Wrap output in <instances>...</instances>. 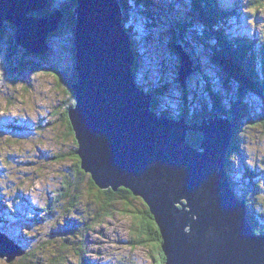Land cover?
Segmentation results:
<instances>
[{"label":"water","instance_id":"95a60500","mask_svg":"<svg viewBox=\"0 0 264 264\" xmlns=\"http://www.w3.org/2000/svg\"><path fill=\"white\" fill-rule=\"evenodd\" d=\"M50 0H0V30L14 27V42L46 54L62 8ZM76 79L67 110L81 169L101 189L124 187L141 197L162 239L165 264H264V233L248 220L228 174L232 122L214 112L199 122L159 114L137 82L131 34L118 0H73ZM47 9V10H46ZM44 12L42 15H35ZM177 79L185 87L193 62L180 46ZM199 131L198 145L188 139ZM0 231V256L13 254Z\"/></svg>","mask_w":264,"mask_h":264},{"label":"rangeland","instance_id":"374dc122","mask_svg":"<svg viewBox=\"0 0 264 264\" xmlns=\"http://www.w3.org/2000/svg\"><path fill=\"white\" fill-rule=\"evenodd\" d=\"M69 1L52 0L48 10L52 12L58 8V4ZM237 1L245 5L243 0H225V3L234 5L235 2L236 5ZM154 6L142 12L136 11L125 22L122 21L125 27L131 29L137 53L134 68L136 80L147 91L158 90L155 99L159 109L172 108L177 114L172 109L170 111L175 115L185 111L192 114L195 109L201 111L200 99L206 98L202 91L204 83L207 84L205 74L217 89L226 93L217 77L218 68L209 62L210 51L205 44H198L196 36L199 33L190 34L189 28L184 31L188 43L191 46L195 44L193 56L202 69V72L194 70L187 76L184 87L177 79L180 63L177 51L176 54L168 52L165 57L164 51L170 49L167 43L162 45L159 40L170 39V32L174 29L172 22H178L177 12L179 16H188L190 0H163L162 5ZM255 7L252 5L248 8L249 16L245 13L241 16L244 25L239 21L240 28L245 32L251 30V35L258 40V48H262L264 0L259 2V7ZM145 10H149L153 17H145ZM65 29L60 21L59 27L49 34L47 44L52 52L48 50L47 56L31 53L15 45L11 41L9 27L1 29L0 229L20 238L21 246L28 251L27 244L35 240V236L38 237V243L43 239V246L48 244L44 238L49 233L52 240L57 238V241H62L66 236L73 249L68 247L62 259H54L57 256L52 252L41 261L39 257L43 249L31 250L34 255L39 253L38 258L31 260L38 259L41 264H165L162 254L151 250L150 246L131 244L130 240L137 236L130 231L132 219L123 211L125 205L121 201L115 202L110 215H102L93 221L94 198L89 191V177L92 178L86 172V175L76 172L78 167L81 169L80 158H74L71 153L74 149L76 151L77 143L68 130L71 123L64 116L70 107L67 104L70 103V92L57 80V74L50 71L51 68L63 76L71 74L69 56L70 51L75 54V46L74 43L69 45L66 40L68 33ZM178 44L182 45L181 41ZM212 81L209 82L212 84ZM230 94L233 95L231 91ZM236 119L238 126L234 145L228 151L231 176L239 191L243 192V188L251 181L245 170L252 172V180L257 187L255 193L248 190L246 194L253 208L254 220L264 224V122L260 117L252 118L248 113L237 115ZM77 183L79 189L75 190ZM70 193L77 198H70ZM143 202L141 197L131 199V208H141ZM12 242L16 246L12 250L13 254L24 251L16 242ZM34 248L35 244H31L30 249ZM24 254L16 255L12 261L8 260L12 254L0 256V264H33L30 259H24Z\"/></svg>","mask_w":264,"mask_h":264},{"label":"trees","instance_id":"16d2710c","mask_svg":"<svg viewBox=\"0 0 264 264\" xmlns=\"http://www.w3.org/2000/svg\"><path fill=\"white\" fill-rule=\"evenodd\" d=\"M52 0L49 1V3ZM263 0H243L245 5L239 6L238 4L234 5L231 8V5L225 3V0H190V11L188 16H179L178 12L176 13L177 21H173V31L170 32V39L160 38V42L162 45L167 43L170 51H164L165 57H167L168 52L175 53L177 50L178 42L181 41L182 48L186 51L192 62L194 70H198L197 72H202V69L199 66L198 60L194 58L193 52L195 53L194 46H191L188 41L185 39V30L190 29V34L193 32L194 34L199 33L197 35L198 44H205L207 50L210 51V60L209 62L215 64L218 68V78L220 81L223 90L225 89L226 93H223L222 89H217L215 87L214 82L209 79V76L205 74L204 83V91L205 100L200 99V103L202 105V110L195 109L192 114L189 111H181L183 113H178L179 115H175V113H171L170 109L167 108L159 109L156 99L155 92H151L153 99L151 101V106L154 110H156L159 114L165 113L171 118H181L184 117L189 123L191 122H199L204 116H211L214 112H216L219 116H226L232 122V141L231 147L234 145L235 139V129L238 126L236 116L237 115H246L248 113L252 118L260 117L262 122H264V47L258 48V40L251 35V30L244 31L240 28L239 17L245 13L246 16H249L248 8L252 5H256L255 8L259 7V2ZM122 12H123V21L130 17L131 14L136 11H144V9H148L151 6L157 7L160 3L163 4V0H118ZM75 5L73 0L69 2L58 4V8H62L63 18L61 20V26L64 24L67 29L66 33H68V43L73 45V29H74V13L72 11V7ZM126 8V9H125ZM146 11V10H145ZM239 12V13H238ZM145 17H153V14L147 10L143 13ZM39 15H41L39 13ZM250 19V18H248ZM126 29L131 34V44L133 46L134 51V42L132 40L131 29L126 26ZM2 32H0V35ZM11 41H14V35L11 38ZM256 41V42H255ZM14 43V42H13ZM211 48V49H210ZM176 54V53H175ZM46 55V54H45ZM136 58L137 53L135 52ZM167 55V56H166ZM47 56V55H46ZM10 60V56L8 55ZM177 58H179L177 56ZM75 61V54H73V63ZM179 62V59H178ZM136 61L134 62L135 68ZM52 74H57V80H60L65 85V89L67 90V86H69L70 94L73 97L71 83L76 79V68L73 64V72L71 76H63L57 70L55 72L50 68ZM135 73V72H134ZM63 76V77H62ZM213 79V78H212ZM212 81V84L209 82ZM67 83V84H65ZM214 84V85H213ZM67 85V86H66ZM148 90V89H147ZM230 91L233 95L230 94ZM230 94V95H229ZM249 97V98H248ZM251 97V98H250ZM187 104V97L184 98ZM255 101V102H254ZM69 102L67 104L73 105L74 100L71 101L69 98ZM257 102V103H256ZM261 105V106H260ZM68 109V108H67ZM67 109L65 111V118L68 119ZM177 114V113H176ZM262 124V123H261ZM264 125V123H263ZM68 126L69 122H68ZM71 129V130H70ZM70 134L74 135V132L71 126L68 129ZM202 134L199 131H189L188 139L193 145H198ZM76 140V139H75ZM77 146V145H76ZM74 158L78 157L75 153V149L71 153ZM227 162H228V172L229 178L232 183V187L239 198L246 199L247 210H248V220L251 225L254 227V230L257 233H264V224H258L256 220L253 218V208L249 203V198L247 197L246 191H252L255 193L256 184L252 180V172L250 170H245L247 174H249L251 181L247 183L245 188H243V192L239 191L238 187L235 185V180L232 178V171L230 170L228 153H227ZM79 163V161H78ZM77 174H85L79 167L76 170ZM89 177V174H87ZM77 182V181H76ZM79 183L75 185V190L79 189ZM67 187V186H65ZM89 191L90 195L93 196V209H94V218L93 221H96L102 215H110L113 212L114 204L117 201H121L124 203L125 211L132 219V225L130 226V231L136 235L137 237L134 240H130L131 244L136 246H150V249L155 250V252H159L162 254L163 260L165 257L163 255L161 244L162 239L160 236L159 229L156 225V222L149 211L147 205L143 202L141 208H131V199L139 198L134 196L131 191L124 187H119L117 190H113L112 188L101 189L95 185V183L89 177ZM68 191V188H67ZM70 198L73 200L77 198V196L68 194ZM67 196V197H68ZM80 202V200H78ZM97 207V208H96ZM99 207V208H98ZM48 213L50 214V210L48 208ZM27 220H32L31 218H27ZM7 236L11 238L16 244H18L22 250L26 251L24 254V259L31 260V258H38V254L34 255V252L31 250H36L38 248H42V252L40 253L39 260L43 261L44 258H48L47 255L50 253H54L57 257L54 259H62V256L68 251V247L73 249V246L69 242V239L66 236L63 237L62 241H57V238H54L57 242H54L52 238L49 236L46 239V246L41 245V241L37 242L38 237H34L31 243L27 244L30 251L21 246L19 241L20 238L14 237L10 235L7 231H4ZM47 234V233H46ZM44 234V235H46ZM26 238L27 236L24 235ZM29 240V238H27ZM48 239V240H47ZM35 244L36 248L30 249V245ZM44 244V243H43ZM43 246V247H41ZM28 252V253H27ZM32 256V257H31ZM38 259L36 261L31 262L33 264H41L38 263ZM40 262V261H39Z\"/></svg>","mask_w":264,"mask_h":264},{"label":"flooded vegetation","instance_id":"af4514ba","mask_svg":"<svg viewBox=\"0 0 264 264\" xmlns=\"http://www.w3.org/2000/svg\"><path fill=\"white\" fill-rule=\"evenodd\" d=\"M54 7V6H53ZM41 15L42 14H44V12H41L40 13ZM36 15V14H35ZM4 27H9V29L11 30V33H12V35H11V38H12V36L14 35V33H13V31H14V27H13V25L12 24H10L9 22H5L4 23V26H3V28L2 29H4ZM0 32H3L2 30H0ZM15 44V43H14ZM71 43H69V45H70ZM16 45V44H15ZM70 51V50H69ZM50 52H52V51H50ZM45 57V56H44ZM73 52L71 53V51H70V56H69V68H70V70H69V72L71 71V74H70V76L72 75V72H73ZM63 77V76H62ZM63 79H64V77H63ZM63 79H62V82H63ZM64 83V82H63ZM65 84H67V83H65ZM67 86V85H66ZM67 89L68 90H70V88H69V86H67ZM70 100L71 101H73L74 100V98L71 96V94H70Z\"/></svg>","mask_w":264,"mask_h":264},{"label":"bare ground","instance_id":"6f19581e","mask_svg":"<svg viewBox=\"0 0 264 264\" xmlns=\"http://www.w3.org/2000/svg\"><path fill=\"white\" fill-rule=\"evenodd\" d=\"M126 9V8H125ZM161 10V9H160ZM159 13V12H158ZM239 13V12H238ZM123 26H124V24H123ZM124 28L126 29V27L124 26ZM127 30V29H126ZM127 32H129L128 30H127ZM256 42V41H255ZM206 46V45H205ZM211 49V48H210ZM50 51V50H49ZM202 65V64H201ZM169 85V84H168ZM218 85V84H217ZM188 87V86H187ZM190 88V87H189ZM187 91V90H186ZM203 96V95H202ZM199 97H200V95H199ZM182 100V99H181ZM199 100V99H198ZM13 120H15V119H13ZM77 143V142H76ZM17 184V183H16ZM20 186V185H19ZM52 199V198H51Z\"/></svg>","mask_w":264,"mask_h":264},{"label":"clouds","instance_id":"9594fccd","mask_svg":"<svg viewBox=\"0 0 264 264\" xmlns=\"http://www.w3.org/2000/svg\"><path fill=\"white\" fill-rule=\"evenodd\" d=\"M233 143H234V142H233ZM231 148H233V146L231 147V144H230L229 150H230ZM229 150H228V151H229ZM227 153H228V152H227Z\"/></svg>","mask_w":264,"mask_h":264}]
</instances>
